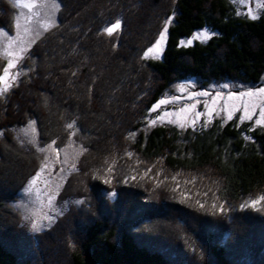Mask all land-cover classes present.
I'll use <instances>...</instances> for the list:
<instances>
[{
	"label": "trees",
	"instance_id": "trees-1",
	"mask_svg": "<svg viewBox=\"0 0 264 264\" xmlns=\"http://www.w3.org/2000/svg\"><path fill=\"white\" fill-rule=\"evenodd\" d=\"M57 1L56 24L29 48L24 70L0 96V227L3 220L11 232L0 236V264H264V231L254 239L251 222L235 214L264 223V212L235 203L264 187V128L250 130L234 119L195 132L140 124L145 109L174 80L258 82L264 72V13L254 19L233 15L228 0ZM157 13L171 17L163 51L144 58L158 28ZM10 15L11 7L0 0V27H9ZM116 18L119 31L104 33ZM203 26L213 31L206 42L180 44ZM3 65L0 57V73ZM30 119L41 140L57 144L69 123L79 125L85 148L62 190L74 203L34 232L7 203L37 167L12 129ZM142 162L188 170L215 185L206 194L191 188L174 194L165 180L145 178L142 187L133 186V196L116 181L146 174ZM101 180L110 182L94 185ZM132 200L142 202L140 214L153 209L160 224L139 219L148 223L143 231L125 227L134 221ZM218 203L228 211H219ZM228 233L222 243L214 238Z\"/></svg>",
	"mask_w": 264,
	"mask_h": 264
},
{
	"label": "rangeland",
	"instance_id": "rangeland-1",
	"mask_svg": "<svg viewBox=\"0 0 264 264\" xmlns=\"http://www.w3.org/2000/svg\"><path fill=\"white\" fill-rule=\"evenodd\" d=\"M5 2L11 7V15L9 27H0V31L6 30L3 35H0V57L4 62L0 77L4 76V68L7 67V61L19 57V59L16 60V67L9 70L7 77V82L13 84L24 70L22 61L28 54L29 48L37 39L44 35L47 30L56 24L59 3L57 0H5ZM228 2L230 4V11L233 15L253 19L251 17L255 16L257 18L260 14L264 13V0H228ZM25 3H30L33 7L29 9L20 6ZM153 17L157 18L155 19V23L158 28L154 33L155 36L151 40L152 42L144 48L142 52L143 57L148 48L152 47L159 39L160 33L164 30L169 16L163 19L162 15L157 13L154 14ZM117 20L116 18L114 21L107 23L103 27V32L108 34L105 29L115 24ZM169 24L170 23L167 25ZM17 25H19V27ZM115 31H119V29L114 30V32ZM202 31L209 35L213 32L210 28L203 26L195 29L189 36L182 37L181 40L187 41L191 39L194 34ZM165 40L161 41L160 47L162 49ZM195 41L202 42L200 39ZM9 52L11 55H8ZM160 55L161 52H159V54L149 53L148 58L151 59L154 56L158 58ZM12 76L17 77L14 82L11 80ZM224 85H228V87H223ZM5 86L6 84L4 82H0V88ZM260 88H264V72L256 83L217 79L209 80L202 84V81L197 78L190 76L183 77L182 79L174 80L167 84L157 99L145 109V114L140 124H142L145 129L155 125L165 124L179 132H195L202 129H214L224 124L226 121L234 119L235 122L238 123H247L250 130L253 127L264 128V125L256 124V120L260 118V108L264 107V95L258 94L252 97L240 95L241 93H247L249 91L256 92ZM197 93H208L209 95H196ZM213 97H215V102H213ZM161 100H166L168 102L160 105L159 108L153 111L154 107L159 104ZM189 105H194V107L188 111H181V109H188ZM245 106L248 107L249 112L252 114V119L244 118ZM253 106H255L254 110ZM197 113H199L200 116L193 125L191 121L196 118ZM229 114H231L230 119ZM152 121H155V124H153ZM181 125L184 126L181 127ZM12 129L18 144L36 157L37 167L35 172L31 173L18 188L15 198L7 203L17 212L20 223L25 226L28 231L34 232L43 230L51 225L56 218L68 208L69 204L74 203L73 200L65 199L66 197L64 195L66 192H62V190H65L64 186L66 181L76 171L77 160L85 149L82 141L78 138L81 128L79 125L73 126L63 138L62 143L58 144L53 140H41L40 137H38L36 124L34 120L31 119ZM128 130L129 129H127V131ZM245 140H251L248 134H245ZM128 150L129 149L126 151ZM140 166L143 173L145 172L146 174L140 172V174H130L129 176L122 175L119 180L116 181L119 187H124L122 185L125 184L128 188V193L133 196H135V193L138 191H135L133 186L139 185L142 187L144 185L142 180L145 178L151 180H165L166 187L173 189L174 194L175 192L182 194L183 188H191L193 191L197 190L196 194L198 195L203 192L206 194L208 189L213 190L212 187L215 185L211 178L209 180L200 178L195 179L191 175L192 172H188V170L174 171L171 168L161 169L155 162H153L152 165L147 162H142ZM134 170L135 169L130 172ZM111 172L112 171L108 169L106 175L114 181ZM37 173L40 175L37 176ZM156 173L157 175H154ZM95 174L96 173L93 171L91 176L94 177ZM114 177L118 178L119 174L116 176L114 175ZM99 184L107 185L104 180L94 183L95 186ZM160 193L169 194V192H165V190H162ZM105 194L111 197L113 196L112 193ZM169 195L172 196L171 194ZM261 196H264V187L251 192L247 196L244 195L236 200L235 203L237 204L236 206L241 209L245 208L252 212H264V200L256 206L251 205L252 200L259 199ZM218 204L221 205V203ZM131 205L134 224L129 221L123 224L125 227L133 226L138 231H143L148 223L145 221H141L140 223V220H149L148 222L160 224L161 221L157 219L156 215H152L151 213L153 209H147L144 214H140L139 211L144 208L141 201L132 200ZM242 205H245V207H242ZM223 208L225 212L228 211V208L224 206ZM218 209H220V206H218ZM235 214L238 218H243L242 221L249 220L251 222L250 227L256 234L254 239L260 238V234L264 231V223L258 220L253 221V216L243 215L242 212H235ZM79 219L82 221L83 216ZM137 220L139 221L137 222ZM199 220L201 219L199 218ZM2 222L3 225L0 227V236L3 237V235H6L8 237L11 235V232L4 227H9V225L3 220ZM211 223L215 224L214 221H211ZM33 224L37 225L35 229L33 228ZM212 224H209L211 225L210 229L214 231L216 227ZM228 230L232 231V227L229 226ZM228 235L229 233L221 234L219 237L216 236L214 238L222 243L229 238ZM254 247L255 246H253V248ZM254 252H257V250L254 249ZM262 253L264 254V250ZM197 257L198 255H196V258Z\"/></svg>",
	"mask_w": 264,
	"mask_h": 264
},
{
	"label": "snow or ice",
	"instance_id": "snow-or-ice-1",
	"mask_svg": "<svg viewBox=\"0 0 264 264\" xmlns=\"http://www.w3.org/2000/svg\"><path fill=\"white\" fill-rule=\"evenodd\" d=\"M20 6L21 7H24V8H29V9H31L33 7V5L30 4V3H25V4L20 5ZM251 18L254 19L256 17L253 16ZM29 19H30V17H29ZM170 22H171V17H169L167 19L166 24H165V28H164L163 31H161L159 39L155 42V44L152 47L148 48V50L144 53V58H148L149 53L159 54V52H162L163 51V49L160 47V44H161V41H163V40L166 39L167 24L170 23ZM17 26L19 27V25H17ZM119 28H120V21L117 20L115 24H112L110 27H107L105 29V31L108 33V35H112L113 32H114V30H117ZM4 31H6V30H4ZM4 31H0V35H3L4 34ZM209 38H210V35L208 33L202 31V32H199V33L194 34L193 37L191 39H188L187 41L181 40L180 44L182 46H187V45H191L194 40L200 39V40H202V42H206V40L209 39ZM8 55H11V53L9 52ZM153 58H155V56ZM17 59H19V57H17L16 59H9L7 61V67L4 68V76L3 77H0V82H4L6 84V86L3 87V88H0V96H3L4 94H6L10 90V88L12 86L11 83H8L7 82V77H8V74H9V70L12 69V68H14V67H16V60ZM16 78H17L16 76H12L11 77V80L14 82L16 80ZM223 87H228V85H224ZM258 94L259 95H264V88H260L256 92L249 91L247 93H241L240 95L241 96H249V97H252V96H256ZM196 95L207 96L209 94L208 93H197ZM217 95H220V94H217ZM212 99H213V102H215V97H213ZM167 102L168 101H166V100H161L159 102V104H157L154 107L153 111H155L156 108H159L160 105L165 104ZM192 107H194V105H189L188 109H181V111H188ZM254 108H255V106H253V110H254ZM199 116H200V114L197 113L196 114V118L191 121V123L193 125L195 124L196 119H198ZM230 118H231V114H229V119ZM244 118H246V119H252V114L249 112V109H248L247 106L244 107ZM152 123L155 124V121H152ZM256 124L257 125H264V107H261L260 108V118H258L256 120ZM183 126L184 125H181V127H183ZM72 127H73L72 124H69L68 125V128L71 129ZM53 143H55V142H53ZM149 171H150V169H149ZM39 175L40 174L37 173V176H39ZM108 182H110V181L109 180H105V183H108ZM262 200H264V196H261V197H259V199H256V200H252L251 201V205L252 206H256ZM201 207H203L202 204H201ZM213 207H215V205H213ZM242 207H245V205H242ZM219 210L221 212L224 210L223 205H220V209ZM36 227H37V225L36 224H33V228L35 229Z\"/></svg>",
	"mask_w": 264,
	"mask_h": 264
}]
</instances>
